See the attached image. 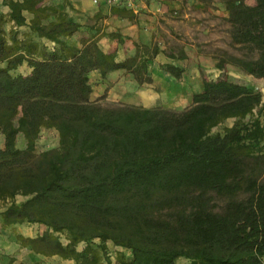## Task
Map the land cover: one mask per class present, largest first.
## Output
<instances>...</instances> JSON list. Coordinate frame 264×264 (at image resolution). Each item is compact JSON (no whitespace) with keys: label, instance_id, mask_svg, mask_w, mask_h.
Instances as JSON below:
<instances>
[{"label":"trees","instance_id":"trees-1","mask_svg":"<svg viewBox=\"0 0 264 264\" xmlns=\"http://www.w3.org/2000/svg\"><path fill=\"white\" fill-rule=\"evenodd\" d=\"M253 1L226 2L231 45L242 55L222 52L219 76L204 78L191 105L172 111L91 100L90 74L124 70L151 84L156 56L181 60L184 51L136 42L119 60L96 35L71 44L81 24L56 5L2 0L13 26L9 37L0 30L2 229L42 225L35 237L16 235L20 246L76 264H264V126L254 114L262 95L225 71L229 64L264 78V0ZM109 15L133 13L110 7ZM25 62L29 74H15ZM161 69L184 75L172 63ZM226 119L233 125L212 133ZM45 128L58 132V146L36 152ZM108 242L121 249L115 260Z\"/></svg>","mask_w":264,"mask_h":264},{"label":"rangeland","instance_id":"rangeland-1","mask_svg":"<svg viewBox=\"0 0 264 264\" xmlns=\"http://www.w3.org/2000/svg\"><path fill=\"white\" fill-rule=\"evenodd\" d=\"M89 1L94 6L91 0ZM226 2L227 0H172L170 4H152L147 9L136 13L132 12L133 15L129 18L111 16L109 15V8L104 7L100 10V7L94 6L95 10L92 14L84 12L86 20L81 23L79 33L69 38L68 41L77 44L81 37L96 35L99 38L101 48L107 52L115 51L118 59L131 56L134 53V43L136 42L142 44L156 43L166 53L175 55H178L180 51H184L191 55L195 53L208 54L213 59L219 57L222 52L241 56V52L231 45L230 27L222 14L226 10ZM247 2L254 4L253 0H247ZM7 8L0 0V30L9 37L13 26L7 22ZM23 29L25 30V28H22V32L18 35H24L25 31ZM209 31H216V33L210 34ZM111 33L118 37L111 36ZM36 43L39 45V49L52 48L51 43L46 40H39L38 42L36 40ZM164 57L167 58L164 53L158 54L150 63V67L152 65V68L157 70V64L159 63L161 68ZM183 63L188 65V62ZM30 70L25 62L14 73L27 75ZM225 71L231 81H238L242 84L247 83V81L240 80L239 77L242 76L237 75L239 73L237 67L228 69L225 67ZM128 75L124 70L122 75H118V79H123V89L119 91L116 88L113 89L114 83L105 82L97 72H92L90 83L93 89V100H98L104 105L125 104L137 107L148 105V108L161 107L172 111H182L191 105L189 93L174 94L170 91L165 92L159 85L137 86L129 82L130 80L126 78ZM200 75L203 79H208L210 76L202 70H200ZM260 81H262V84L259 87L262 88L264 87V80ZM105 92L106 97L101 99L100 96ZM121 93H123V102L118 101ZM258 113L264 126V102L254 112L255 115ZM247 120L248 118L245 119V121ZM233 122L234 119H226L214 127L212 133H221L224 127L232 126ZM3 143V137L0 135V147L3 146ZM17 145L19 147L24 146V140L21 137L18 138ZM57 146L58 132L55 129H42L36 141V152L53 149ZM261 146L264 149V140L261 142ZM21 200H24V197L18 196L16 198L17 202ZM3 205L0 202V211L3 210ZM44 229L45 227L42 225L22 223L2 230L9 237L6 239L3 236V243L0 241V245L4 247L1 248L0 246V249L4 250L3 253H0V264H5L8 258L11 257L16 262L24 264L35 262L40 264H76L74 260L62 259L57 255L43 256L35 254L28 247L20 246L16 240V235L35 237L40 235ZM61 238L63 239V236ZM95 243H98V241ZM82 247H84V244L79 245V249ZM106 249L112 260H115L117 253L121 251L110 242L106 244ZM187 263L188 260L185 258L176 260V264Z\"/></svg>","mask_w":264,"mask_h":264},{"label":"crops","instance_id":"crops-1","mask_svg":"<svg viewBox=\"0 0 264 264\" xmlns=\"http://www.w3.org/2000/svg\"><path fill=\"white\" fill-rule=\"evenodd\" d=\"M45 3L47 4H53L56 5L58 8L63 10L65 13L68 14L69 17L73 18L74 21L78 23H83L86 20V17L84 15V12L87 14H92L95 10V7L90 4L89 0H44ZM248 3V2H247ZM251 4V3H248ZM7 14L9 13V8H7ZM224 18L227 19L228 17V12L225 10V12L222 13ZM24 30V29H23ZM28 30L25 28L24 31ZM215 30V29H213ZM207 31V30H206ZM210 34H215L216 31H209ZM74 44V43H71ZM111 52V51H109ZM186 53V52H185ZM186 58L181 59V60H175L172 58H166L164 57L163 64L165 63H172L174 65H178L180 67L184 68V75L180 80L175 79L172 77L170 74L165 72L163 69L159 67V63L157 64L158 69L155 70L152 68L151 65V76L153 79V82L151 84H142L139 85L137 82H135L132 77L126 76L128 78L131 84H136L137 86H153V85H159L165 92L170 91V93H189L188 96L191 99V96L193 93L199 92L202 88V81L203 78H201L200 75V70L204 71L206 75H210L208 79H215L216 77L219 76L221 73V70H219L215 63V59H213L211 56L208 54L204 53H195L194 55H191L189 53H186ZM123 60V58L119 59ZM183 62H188L187 64H184ZM162 64V62H160ZM226 68H235L232 65H226ZM239 70V69H238ZM237 73L240 80L247 81L245 85L253 88L254 90L258 91L262 95V103L264 102V87L260 88L259 85L262 84V81L264 78H254L253 76L244 74L240 70ZM123 74V70H116L112 71L105 78H102L105 82H112L114 83L113 89L116 88L117 90H122L123 89V79H118V75ZM131 78V79H130ZM252 78V79H249ZM253 80V81H252ZM236 83H240L238 81H233ZM249 83V84H248ZM119 88V89H118ZM121 98V99H120ZM90 99L93 100L92 94L90 96ZM118 101L123 102V93L118 98ZM144 104V103H143ZM138 105V104H137ZM143 107L148 108L149 106L147 105H141ZM22 201V200H21ZM20 201V202H21ZM1 212V211H0ZM1 217H0V241L3 243V238L5 237L6 239L9 237L7 233L2 232V227H1ZM4 236V237H3ZM1 246V245H0ZM1 248H4L1 246ZM3 249H0V253H3Z\"/></svg>","mask_w":264,"mask_h":264},{"label":"built area","instance_id":"built-area-1","mask_svg":"<svg viewBox=\"0 0 264 264\" xmlns=\"http://www.w3.org/2000/svg\"><path fill=\"white\" fill-rule=\"evenodd\" d=\"M91 2L96 7H119L136 13L147 9L152 4H170L172 0H91Z\"/></svg>","mask_w":264,"mask_h":264}]
</instances>
